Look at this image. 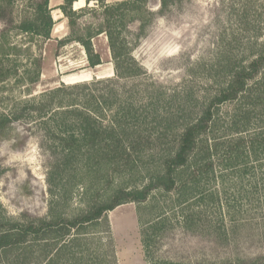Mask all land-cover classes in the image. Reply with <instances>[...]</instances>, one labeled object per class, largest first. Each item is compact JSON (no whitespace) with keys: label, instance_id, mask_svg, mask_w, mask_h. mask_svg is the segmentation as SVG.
Masks as SVG:
<instances>
[{"label":"trees","instance_id":"obj_1","mask_svg":"<svg viewBox=\"0 0 264 264\" xmlns=\"http://www.w3.org/2000/svg\"><path fill=\"white\" fill-rule=\"evenodd\" d=\"M27 1L32 13L14 20L9 2L0 0V20L4 23L0 30L2 92L11 90L7 87L11 83V87H24L30 95V87L42 73V47L35 44V52L29 43L49 40L53 19L49 0ZM75 1L63 0L58 6L67 20L68 34L56 40L57 48L78 44L87 66L94 67L101 61L92 39L105 34L114 76L120 80L145 74L132 60L131 52L155 16L179 2L158 0L155 12L150 0L109 4L85 0L87 5L95 2L100 10L87 8L96 20L81 24L84 8L73 10ZM132 25H136L134 30ZM19 36L22 40H14ZM206 74L215 92L200 103L194 115L189 112L188 97L177 102V112L157 115L160 128L155 134L142 129L143 119L150 116L146 109L150 100L148 104L135 102L117 89L92 92L98 84L118 85L113 79L60 83L37 98H11L8 111L0 108V142L11 138L16 122L42 119V146L50 158L46 177L50 200L44 217L25 212L10 217L0 202V264H85L92 230L101 224L107 230L106 213L130 202L136 205L149 264H157L154 246L170 228L166 208L178 213L186 232L210 235L218 244L229 241L237 224L251 222L254 226L259 242L256 254L192 264H264V44L245 63H235L227 52L220 53ZM6 99L0 98V105ZM226 103H233V107L222 118L219 108ZM179 112L187 116L182 122ZM168 133H172L170 146L164 150L155 147ZM3 173L0 158V177ZM116 173H139L148 178L142 184L130 185V178L114 182L109 176ZM228 181L234 189L232 197L226 194ZM157 195L168 197L169 204L159 205ZM74 198L80 203L77 207L71 206ZM206 208L216 209L220 218H203ZM248 211L252 216L246 215ZM109 249L110 264H117L110 242Z\"/></svg>","mask_w":264,"mask_h":264},{"label":"rangeland","instance_id":"obj_2","mask_svg":"<svg viewBox=\"0 0 264 264\" xmlns=\"http://www.w3.org/2000/svg\"><path fill=\"white\" fill-rule=\"evenodd\" d=\"M2 1L9 2L8 9L14 20L32 13L27 0ZM115 1L120 0H105V3ZM53 2L55 3L52 1L49 5L50 10L56 8ZM149 5L153 11L158 10V0H150ZM82 8L84 9L80 13L79 23L95 22L96 19L88 10L94 8L99 11L100 7L95 2L88 5L84 2L81 7L74 9L72 4V9L77 12ZM53 15L55 18V14ZM64 19L67 23L65 17ZM3 26L4 23L0 20V30ZM58 26L60 27L57 23L56 28ZM135 26L132 25L131 29L134 30ZM20 38L21 36L14 40L19 42L22 40ZM56 40L50 38L42 42L36 39L29 43L35 52L37 51L35 44L42 47L40 80L30 87L32 89L30 95L26 94L24 87H11V83H8L7 87L11 90L0 91V98H8L3 100L1 109L8 111L11 108L13 103L11 98L17 100L37 98L42 92L60 85L63 76L85 68L80 53L81 46L73 43L57 48ZM261 44H264V0H179L177 5L172 6L165 14L155 16L146 35L131 52L132 60L145 74L123 80L116 79L114 75L109 76L104 79L117 80L118 85L98 84L93 87L92 92L117 89L121 95L129 96L135 102L148 104L150 100L151 104L146 108L151 111L150 116L143 119L142 129L153 134L160 128L157 124V115L168 111L177 112V102L180 99L189 98V106H192L189 112L194 115L200 103L215 92V86L209 83L206 70L220 53L227 52V56L235 63H245L255 56ZM107 55L108 68L112 62L108 45ZM94 80L96 79L93 78L86 83ZM232 107L233 103L221 105L220 117L224 118ZM183 114L178 113L180 122L184 121L183 116H186ZM108 115L109 112L107 119ZM153 119L154 122L148 123ZM41 122L42 119L38 118L16 122L11 138L0 142V158L4 169L0 177V202L10 217L16 218L23 212L44 217L47 213L50 194L47 190L46 177L50 158L42 146L44 133ZM164 138L165 141L157 142L155 147L162 150L168 148L172 133L166 134ZM121 175L116 173L115 176L109 177L113 178L114 182L130 178L127 181L130 185L142 184L148 178L140 176L139 173L133 176ZM230 184L228 181L225 185L228 188L226 194L232 197L234 189ZM156 199L159 205L169 204L166 196L157 195ZM79 204L77 198L71 202L72 207ZM166 210L170 216V228L154 246L153 258L157 264L161 261H173L177 264H192L197 260L208 259L221 261L236 255H254L259 250L258 238L251 222L237 224L233 235L230 234L229 241L218 244L210 235L186 232L181 227L182 222L178 213L175 210L170 211L167 208ZM220 212L222 215L225 214L223 209ZM251 212L248 211L246 215L252 216ZM205 216H210L211 219L220 218L219 212L213 208L204 209L202 217ZM106 217L107 230L104 224L92 230L94 232L91 235L85 264H110L109 242L117 264H149L141 243V225L138 222L136 205L131 202L123 203L108 211ZM225 223L229 222L226 220Z\"/></svg>","mask_w":264,"mask_h":264},{"label":"crops","instance_id":"obj_3","mask_svg":"<svg viewBox=\"0 0 264 264\" xmlns=\"http://www.w3.org/2000/svg\"><path fill=\"white\" fill-rule=\"evenodd\" d=\"M52 1H55V3L54 2L53 3L56 8L54 10L53 9L50 10V14L53 19V26L50 32V38H54L56 40V39H60L61 36L63 38V35L64 36L67 35V27H66L64 16L61 10L58 8V6L62 3L63 0H49V5L50 3H52ZM53 14H55V18ZM57 23L60 25V27L58 26V28H56ZM58 32H60V34H57ZM92 44H93L95 52L99 54L101 63L98 65H95L94 67H88L86 55L83 49L80 47L81 48L80 53L83 57L82 60L85 63V68L82 69V71H79L77 73H71V74H67L63 76L61 78L62 83L73 84V83H79V82H86L93 78L104 79V78L114 75L112 62L111 64L109 63L110 67L107 68L108 55H107V38L105 34H99L95 36L92 39ZM82 78H84L85 80H81ZM66 81H71V82H66Z\"/></svg>","mask_w":264,"mask_h":264},{"label":"bare ground","instance_id":"obj_4","mask_svg":"<svg viewBox=\"0 0 264 264\" xmlns=\"http://www.w3.org/2000/svg\"><path fill=\"white\" fill-rule=\"evenodd\" d=\"M82 4H84V0H76V1L73 3L74 9H75V8H79V7H81Z\"/></svg>","mask_w":264,"mask_h":264}]
</instances>
